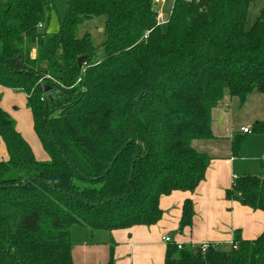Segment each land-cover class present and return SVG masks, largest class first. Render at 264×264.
<instances>
[{
    "label": "trees",
    "instance_id": "obj_1",
    "mask_svg": "<svg viewBox=\"0 0 264 264\" xmlns=\"http://www.w3.org/2000/svg\"><path fill=\"white\" fill-rule=\"evenodd\" d=\"M253 2L173 0L163 29L156 0H0V85L25 93L47 155L0 105V264H75L73 225H154L164 195L195 191L211 157L192 141L213 137L212 109L264 93V10L248 28ZM100 16L101 60L92 35H77ZM227 196L264 211V174L238 176ZM194 215L187 198L181 230ZM163 264H264V231L236 232L229 248L170 242Z\"/></svg>",
    "mask_w": 264,
    "mask_h": 264
},
{
    "label": "crops",
    "instance_id": "obj_2",
    "mask_svg": "<svg viewBox=\"0 0 264 264\" xmlns=\"http://www.w3.org/2000/svg\"><path fill=\"white\" fill-rule=\"evenodd\" d=\"M7 111L15 116L13 111ZM257 122H264V93L257 90L251 92L244 103L235 96L214 107L211 112L213 137L192 141L196 150L211 157L205 180L194 192L175 191L164 195L161 198L163 217L154 225L104 230L106 234L100 239L95 238L99 230L94 234L87 227L77 230L78 240L72 249L75 264H106L111 255L116 264H163L169 244L164 241L166 236L186 245L212 243L223 248L232 245L236 232L245 239L258 238L264 231V211L227 196L234 175L264 173V133L254 131ZM17 125L26 138L19 121ZM244 127L250 132L243 131ZM242 138L244 142L235 153L234 144ZM7 155L5 144L0 143V159H6ZM187 198L194 202L195 215L192 226L181 230L182 208Z\"/></svg>",
    "mask_w": 264,
    "mask_h": 264
},
{
    "label": "rangeland",
    "instance_id": "obj_3",
    "mask_svg": "<svg viewBox=\"0 0 264 264\" xmlns=\"http://www.w3.org/2000/svg\"><path fill=\"white\" fill-rule=\"evenodd\" d=\"M158 7V23H160L161 27L164 29L168 24V20L172 11L173 0H156ZM264 10V0H254L248 15V25L250 28L260 13ZM106 21V16L95 17L92 19H88L81 23L77 29V35L82 37L86 33H90L92 35V39L94 45L97 47V58L99 60L104 57V48L102 46L105 41V34L103 32L104 24ZM59 27V21L57 16L54 14L50 24L47 26L49 31H56ZM2 88V87H0ZM0 104H2L7 110H11L15 114V118L21 124V127L24 128L25 133L27 135V139L31 143L37 157L41 159H46L47 155L43 150L42 144L34 131L32 116L29 110L25 108V95L21 90H9L7 88L0 89ZM264 174V173H263ZM82 226L73 225L72 227V240L73 243H77V230L82 231ZM89 229V228H88ZM90 230V229H89ZM79 231V232H80ZM106 231L99 230L96 232L95 238L100 239L102 234ZM94 234V232H91ZM106 234V233H105ZM76 246V245H75ZM76 247H74L75 249ZM77 251V248H76Z\"/></svg>",
    "mask_w": 264,
    "mask_h": 264
},
{
    "label": "built area",
    "instance_id": "obj_4",
    "mask_svg": "<svg viewBox=\"0 0 264 264\" xmlns=\"http://www.w3.org/2000/svg\"><path fill=\"white\" fill-rule=\"evenodd\" d=\"M159 24H160V23H159ZM43 26H44L43 23H40V24H39V27H40V28H43ZM146 37H147V36H146ZM242 129H243V131H245V132H250V129L247 128V127H244V128H242ZM237 178H238L237 175H234V176H233V186L236 184V180H237ZM164 241H166V242H168V243L173 242V240H172V238H171L170 236H166V237H164ZM176 243H177V242H176ZM208 244H209V243H203V244H201V245H203V247L206 248V246H207ZM210 244H212V243H210ZM232 244H233V242H232ZM177 245H178L179 248H181L184 244L178 242ZM193 245H195V244H193ZM214 245H217V244H214Z\"/></svg>",
    "mask_w": 264,
    "mask_h": 264
},
{
    "label": "water",
    "instance_id": "obj_5",
    "mask_svg": "<svg viewBox=\"0 0 264 264\" xmlns=\"http://www.w3.org/2000/svg\"><path fill=\"white\" fill-rule=\"evenodd\" d=\"M86 57H87L86 55H83V56L79 57V59H78L79 64H82L83 61H84V59H85ZM15 61L17 62L18 66H20V67H23V66H24V63H23V61L21 60L20 56H18V57L15 59ZM140 98H141V97H140ZM140 98H139V99H140Z\"/></svg>",
    "mask_w": 264,
    "mask_h": 264
}]
</instances>
